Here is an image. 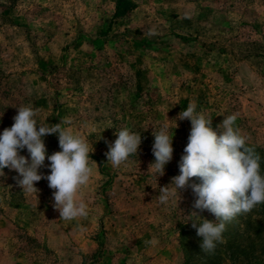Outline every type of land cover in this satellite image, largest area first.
I'll list each match as a JSON object with an SVG mask.
<instances>
[{
    "label": "rangeland",
    "instance_id": "obj_1",
    "mask_svg": "<svg viewBox=\"0 0 264 264\" xmlns=\"http://www.w3.org/2000/svg\"><path fill=\"white\" fill-rule=\"evenodd\" d=\"M120 1L0 0V133L31 106L37 126L69 120L64 127L93 151L77 195L87 218L60 219L46 179L29 193L3 169L0 264H209L192 227L199 210L190 185L200 180L158 200L188 143L191 122L178 114L194 103L218 135L236 114L247 145L264 150V0H128L133 9L115 18ZM165 124L174 151L159 177L148 171L152 132ZM125 127L142 143L113 168L105 153ZM44 142L48 155L61 150L57 134ZM254 213L232 222L235 243L248 241Z\"/></svg>",
    "mask_w": 264,
    "mask_h": 264
},
{
    "label": "clouds",
    "instance_id": "obj_2",
    "mask_svg": "<svg viewBox=\"0 0 264 264\" xmlns=\"http://www.w3.org/2000/svg\"><path fill=\"white\" fill-rule=\"evenodd\" d=\"M13 117V124L0 133V173L4 168L16 171L21 177L17 183L26 192L38 189L35 183L42 179L48 181L53 189V207L59 212L60 219L72 221L87 218V205L77 200L82 186L90 181L92 168L89 161L88 143L74 134L71 121L63 120L49 126H37L36 111L31 106H20ZM178 119H188L191 130L184 155L179 164L180 174L172 178L170 185L160 188L158 200L168 203L170 197L189 187L191 178H198L200 183L190 185L196 199L192 212L197 217L192 227L202 237L201 248L207 254H214L216 247L224 243L223 233L226 224L238 215L250 212L258 204L264 203V175L260 172V156L254 147L248 146L240 129L235 127L236 114L225 116L217 134L212 128V119L196 111V105L189 103L178 114ZM58 135L60 151L47 154L44 142L46 135ZM117 138L109 144L105 153L107 163L118 168L131 155L138 154L142 137L129 128L118 129ZM154 143L152 154L155 157L149 165L159 177L164 175L165 165L173 157V135L168 126L162 125L152 132ZM26 149L28 157L20 152ZM49 161L50 174L42 175L40 169ZM93 161V160H92ZM95 162V161H93ZM96 163V162H95ZM207 210L215 216V221L202 218L199 213ZM83 230V229H82Z\"/></svg>",
    "mask_w": 264,
    "mask_h": 264
},
{
    "label": "trees",
    "instance_id": "obj_3",
    "mask_svg": "<svg viewBox=\"0 0 264 264\" xmlns=\"http://www.w3.org/2000/svg\"><path fill=\"white\" fill-rule=\"evenodd\" d=\"M134 6L128 0H121L116 8L114 17L117 18L121 13H127ZM260 156V172L264 175V150L255 149ZM254 218H250L246 225L248 241L236 243L232 240L231 226L235 219L226 224V230L223 233L224 243L217 245L214 254H207L200 250V257L209 264H264V203L254 207ZM208 220L215 221L213 214H208ZM249 229H253L250 233ZM227 236H231L230 239ZM237 237V236H236ZM243 237V236H242ZM241 237V238H242ZM201 240L203 239L200 237ZM248 242V244H247ZM238 243V244H237Z\"/></svg>",
    "mask_w": 264,
    "mask_h": 264
}]
</instances>
